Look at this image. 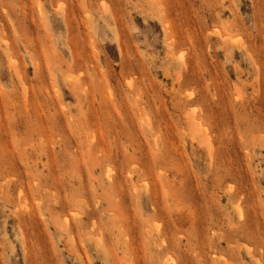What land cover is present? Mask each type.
<instances>
[{
    "label": "rangeland",
    "instance_id": "1",
    "mask_svg": "<svg viewBox=\"0 0 264 264\" xmlns=\"http://www.w3.org/2000/svg\"><path fill=\"white\" fill-rule=\"evenodd\" d=\"M0 264H264V0H0Z\"/></svg>",
    "mask_w": 264,
    "mask_h": 264
},
{
    "label": "bare ground",
    "instance_id": "2",
    "mask_svg": "<svg viewBox=\"0 0 264 264\" xmlns=\"http://www.w3.org/2000/svg\"><path fill=\"white\" fill-rule=\"evenodd\" d=\"M39 7V6H38ZM37 64V63H36ZM36 66V68H37V65H35ZM14 70V69H13ZM37 70V69H36ZM16 71V70H15ZM12 72V71H11ZM17 72V71H16ZM16 74V73H15ZM18 74V73H17ZM21 81V80H20ZM23 85H24V83H23ZM24 90V89H23ZM32 116V115H31ZM42 118V117H41ZM27 120V119H26ZM28 122H30V121H28ZM31 125V124H30ZM29 125V126H30ZM28 126V125H27ZM38 131V130H37ZM31 135V134H30ZM100 147V146H99ZM32 149H33V147H31ZM87 149H88V147H87ZM104 149V148H103ZM102 149V150H103ZM103 165V164H102ZM83 168V167H82ZM109 173H111L110 171L108 172V171H106V173H105V176L107 177V178H110V174ZM35 181V180H34ZM110 181V180H109ZM36 182V181H35ZM83 183V182H82ZM220 183V182H219ZM35 184V183H34ZM85 184V183H84ZM118 188V187H117ZM231 189V188H230ZM230 189H228V190H230ZM88 191V190H87ZM240 193V192H239ZM98 202V201H97ZM239 205V204H238ZM235 206H236V204H235ZM240 207V206H239ZM237 209V208H236ZM235 209V210H236ZM254 209V208H253ZM238 210V209H237ZM237 210H236V212H237ZM238 215H239V213H237ZM86 217V216H85ZM178 217H180L181 218V221H182V219L183 220H185V218L182 216L181 217V215L180 216H178ZM84 218V217H83ZM87 218V217H86ZM67 219V218H66ZM177 219H179V218H177ZM69 221V220H68ZM179 222V221H178ZM183 222V221H182ZM185 223H186V220L184 221ZM184 222H183V224H184ZM69 222H66V224H68ZM180 224V223H179ZM123 225V224H122ZM125 225V224H124ZM130 225V224H129ZM182 225V224H181ZM68 226V225H67ZM124 227V226H123ZM131 227V226H130ZM134 227H135V225H134ZM126 228V227H125ZM127 229L129 230L130 228H128V226H127ZM132 229V228H131ZM127 230V231H128ZM128 233V232H127ZM130 238V237H129ZM164 239V238H163ZM165 241H166V239H165ZM167 243V242H166Z\"/></svg>",
    "mask_w": 264,
    "mask_h": 264
}]
</instances>
